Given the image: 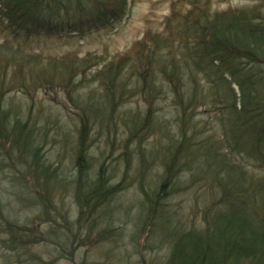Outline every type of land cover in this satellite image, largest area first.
<instances>
[{"label": "rangeland", "instance_id": "rangeland-1", "mask_svg": "<svg viewBox=\"0 0 264 264\" xmlns=\"http://www.w3.org/2000/svg\"><path fill=\"white\" fill-rule=\"evenodd\" d=\"M120 2L111 6L119 9ZM124 3L115 19L62 11L28 37L14 38L0 26L2 47L19 50L21 60L41 63L25 64L27 77L15 80L17 65L0 66V105L6 111L0 128L25 125L32 138L21 152L0 135V264H166L181 227L202 228L217 201L221 184L205 178L202 168H208L210 157L200 155L230 150L223 144L227 120L220 119V99H197L183 116L176 100L184 87L178 91L161 75L152 79V87L138 83L139 71L124 62L118 74L122 86L111 85L96 70L108 59L132 58L146 32L169 41L174 22L194 3L209 13L256 7L264 14V0ZM54 58L61 61L58 76L41 74L43 61ZM67 58L87 62L64 78L72 63ZM2 82L11 89L4 90ZM80 154L83 173L77 166ZM170 155L177 160L169 163ZM231 155L227 160L234 162L236 153ZM98 184L105 189H97L89 209L85 191ZM155 203L165 212L153 226Z\"/></svg>", "mask_w": 264, "mask_h": 264}, {"label": "trees", "instance_id": "trees-1", "mask_svg": "<svg viewBox=\"0 0 264 264\" xmlns=\"http://www.w3.org/2000/svg\"><path fill=\"white\" fill-rule=\"evenodd\" d=\"M112 2L113 0H0V26L16 38L30 36L31 30L47 25L49 20L59 16L62 11H87L102 18L115 19L117 13L123 11L125 3L121 0L119 9H114ZM174 24L175 36L169 41H162L160 34L150 35L146 32L138 42L139 46L132 58L127 61L122 60V57L108 59L103 67L96 70L102 72V78L115 85L123 80L118 79V74L124 62V66H128L131 71H139L141 78H138V83L141 81L144 85H151L152 79L156 75L160 78L161 75L166 81H172L173 87L178 91L184 87L183 92L180 90L182 94L176 95V103L180 99L179 107L183 116L190 103L197 99L205 96H209L211 100L217 97L220 99L216 104L219 116L222 123L227 120L223 144L230 150L223 155H216L220 160L214 157L207 146L205 148L208 150L200 155H209L208 168L202 170L205 178H210L209 183L221 184L220 193L216 203L209 206L202 228L184 229L180 226L182 234L172 240L166 264H264V14L256 7L228 8L209 13L198 3H194L193 8L183 13ZM7 49L6 45H0V66L3 64L5 67L6 63L17 65L14 80L16 75H21L23 79L27 77L23 69L25 64L31 67L41 64H38L40 60L37 58L21 60L19 50ZM65 61L72 63L69 65V74L62 71L64 78L71 76L74 68H79L80 65L83 68L84 62H87L78 60L81 61L78 63L69 58ZM58 62L55 58L43 61L44 69L39 72L50 73L52 77L58 76L56 71L59 70L61 61ZM132 64L134 66L131 68ZM64 68L62 66L63 70ZM110 70L111 75L108 74ZM122 84L123 81L119 86ZM5 85L2 82V86ZM185 85L188 86L186 92ZM6 89L11 88L5 87L4 90ZM147 92L153 91L149 89ZM3 111L5 110L0 105V114H5ZM183 119L181 118V127L185 126ZM1 134L21 152H24L26 144H32L25 125L14 123L11 127L3 126L0 128ZM182 146L183 144L174 147L172 152H177ZM231 151L236 153L233 157L237 163L227 160V157H232ZM34 154H37V149ZM80 155L77 166L81 168L80 173H83L85 163L81 164L83 156ZM168 160L170 163L177 159L170 155ZM247 160L250 162H246ZM217 161L221 162L219 165L215 164V168L214 163ZM224 172L225 176H222ZM165 183L162 182L161 186L164 187ZM100 188L105 189L98 184L85 191L84 199L89 209L94 207L93 194H98L97 189L100 191ZM160 193L163 194V191ZM158 200L159 198L156 201ZM160 211L165 212L155 203L150 222L153 226V220ZM16 227L18 229V225ZM29 229L32 230L31 227ZM11 236V233L8 234L7 239L13 242Z\"/></svg>", "mask_w": 264, "mask_h": 264}]
</instances>
